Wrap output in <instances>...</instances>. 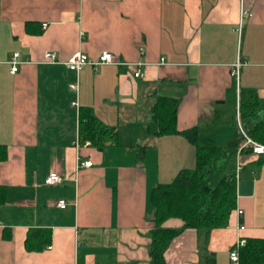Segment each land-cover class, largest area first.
<instances>
[{"label":"crops","instance_id":"0c3cea01","mask_svg":"<svg viewBox=\"0 0 264 264\" xmlns=\"http://www.w3.org/2000/svg\"><path fill=\"white\" fill-rule=\"evenodd\" d=\"M241 5L252 16L238 31ZM104 51L113 62L66 65L77 52ZM254 96L264 116V0H0V264H151V192L196 165L183 134H157L161 97L179 100V131L196 127L199 145L224 148L243 168L227 224L185 229L165 261L234 264L239 238L264 240V156L247 146L238 158L244 137L234 128L249 136L255 119L242 116L254 115L240 107ZM83 110L116 138L101 147L83 139ZM52 173L60 183H46ZM32 230L50 241L28 249Z\"/></svg>","mask_w":264,"mask_h":264},{"label":"trees","instance_id":"16d2710c","mask_svg":"<svg viewBox=\"0 0 264 264\" xmlns=\"http://www.w3.org/2000/svg\"><path fill=\"white\" fill-rule=\"evenodd\" d=\"M179 100L161 97L153 109V119L157 124L158 135L181 133L195 145L196 165L191 169H182L170 183H160L151 192L154 207V228L151 233V264H167L164 251L168 243L187 228L199 232H208L227 224L232 211L236 208L237 181L235 174L220 179L214 187L205 183L212 170L221 160L232 153L218 146H201L198 143L196 127L179 131L176 124ZM247 115L246 119H255L249 131V137L264 144V116L259 115L260 103L255 98L240 107ZM80 133L83 139L91 140L101 147L114 140L113 129L103 126L90 110L81 113ZM242 141V140H241ZM242 143V142H240ZM250 146L246 152H251ZM7 158L6 146L0 144V161ZM1 201V200H0ZM176 218L184 222L180 228L166 227L169 219ZM47 233V232H46ZM48 236L47 238H44ZM50 241L49 233L32 230L26 239L28 249H41ZM239 264H264V240L248 238L239 250Z\"/></svg>","mask_w":264,"mask_h":264},{"label":"built area","instance_id":"2783aa9c","mask_svg":"<svg viewBox=\"0 0 264 264\" xmlns=\"http://www.w3.org/2000/svg\"><path fill=\"white\" fill-rule=\"evenodd\" d=\"M252 12L248 11L247 9L244 8L243 5H241L240 8V26L237 29L238 31H241V26H242V19L245 17H251ZM46 26V25H44ZM45 58L49 62L55 63L58 61L57 54L55 52H46L45 53ZM113 62V56L110 52L104 51L102 52L98 58H93L90 57L89 55L83 53V52H77L75 53L67 62L66 65L68 66L69 69L78 72L83 66L85 65H91V66H98L101 64H106V63H111ZM10 63V71L12 74H16L19 70V66L22 64V62L19 60V53H14L11 60L9 61ZM240 64H237V67H239ZM239 69L237 68L235 73L238 74ZM134 76L136 78L143 77L144 74L140 71L137 70V72L134 73ZM71 89H76L77 85L76 84H70ZM76 104V103H74ZM243 136H244V142L241 144L238 148V158L239 155L242 153L243 149L246 148L247 146L252 147V152L257 155V156H264V144L255 142L252 140L249 136H247L244 131ZM79 159V158H78ZM80 161V160H78ZM93 162L92 161H80L79 166L80 167H90L92 166ZM242 164L240 162V159H238L237 165H236V174L235 178L236 181L239 178V174L242 171ZM62 180V177L57 174V173H52L49 175V177L46 180L47 184H57L60 183ZM68 203L66 200L61 199L57 201V206L61 209L66 208ZM237 214L239 217L243 214V211L241 209H237ZM240 230L245 229V226L243 224H240L239 226ZM246 243V240L239 238L234 246L230 250V259L234 264H239V250L242 246H244Z\"/></svg>","mask_w":264,"mask_h":264},{"label":"rangeland","instance_id":"374dc122","mask_svg":"<svg viewBox=\"0 0 264 264\" xmlns=\"http://www.w3.org/2000/svg\"><path fill=\"white\" fill-rule=\"evenodd\" d=\"M234 128L237 132H239L241 137H244L242 134V131L240 132L238 130V127L234 125ZM233 157H229L227 159L221 160L218 165L212 170L210 175L208 176L207 180L205 181L206 184L211 185V187H214L217 185V183L222 179L223 177L230 175L231 172L235 171V158L234 155Z\"/></svg>","mask_w":264,"mask_h":264}]
</instances>
